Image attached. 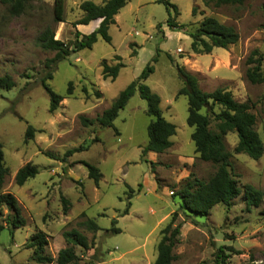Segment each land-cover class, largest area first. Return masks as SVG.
Returning a JSON list of instances; mask_svg holds the SVG:
<instances>
[{
  "label": "rangeland",
  "instance_id": "1",
  "mask_svg": "<svg viewBox=\"0 0 264 264\" xmlns=\"http://www.w3.org/2000/svg\"><path fill=\"white\" fill-rule=\"evenodd\" d=\"M79 1L63 0L61 21L53 20V0H31L17 15L5 13L0 2V74L8 73L14 81L10 88H0V149L8 169L2 189L15 196L24 217L21 226L10 231L4 225L0 230V264H44L30 258L31 250L24 246L29 234L36 229L43 231L46 249L54 256L66 245L62 230L71 227L89 241L87 248L73 246L81 264H151L159 228L172 210L177 212L174 221L179 223V240L173 247L177 257L170 264H212L218 245L227 254L219 264H264V217L260 212L264 193L258 205L245 207L241 191L243 183L264 187V56L263 80L253 83L244 76L248 53L256 48L264 54V0L218 6L205 5L202 0H170L178 8L175 20L181 23L180 28L166 25L167 11L161 2L126 0L108 25L110 40L97 36L89 48L77 49L69 43L74 29L87 33L99 21L73 25L81 14ZM205 15L233 26L237 40L225 47L213 46L206 53L191 52L185 31L193 29ZM45 26L71 48L48 64L46 59L54 50L36 43ZM156 53V60L151 61L153 69L143 82L158 94L161 114L174 124L175 131L164 151L141 155L149 116L137 90L110 126H99L96 121L83 123L79 116L93 118L108 106ZM167 53L195 74L201 89L223 86L235 99L246 100L263 144L257 158L231 153L228 168L240 192L228 203L216 202L204 214L179 208L178 196L173 193L188 173L206 179L215 164L199 158L193 149L192 127L185 121L186 97L176 92L181 82ZM118 59L123 64L116 76L103 78L101 61L112 64ZM47 71L50 76L45 82L59 94L65 92L68 80L73 81L72 92L52 111H48V94L40 82ZM26 124L34 131L24 140ZM235 139L234 131L224 135L227 149H232ZM72 147L77 149L62 158ZM78 159L98 167L101 176L96 184ZM26 161L35 164L37 172L16 184L13 173ZM60 195L68 199L65 210ZM84 217L94 220L98 228L92 231L78 224ZM112 218H116L117 232L107 230Z\"/></svg>",
  "mask_w": 264,
  "mask_h": 264
},
{
  "label": "trees",
  "instance_id": "2",
  "mask_svg": "<svg viewBox=\"0 0 264 264\" xmlns=\"http://www.w3.org/2000/svg\"><path fill=\"white\" fill-rule=\"evenodd\" d=\"M31 0H0L4 6L5 13L8 15H17L22 13L30 6ZM126 0H101L99 3L92 0H80L78 7L81 14L72 21V24H85L92 19H98L97 25L87 33H81L74 29V38L69 41L75 48H89L91 44L99 36L105 41L110 40L107 32L108 25L114 22V14L125 3ZM161 2L167 11L164 22L168 27L180 28L181 23L175 20L178 14V8L175 3L170 0H154ZM205 5L211 4L218 6L220 4H240L243 0H202ZM264 6V5H263ZM63 0H53L52 12L53 20H62ZM194 12V7L191 8ZM160 26V23H157ZM189 36L188 48L193 53L209 52L213 46L225 47L229 43H233L238 38L235 28L229 24L220 22L212 15L203 16L193 29L185 31ZM36 43L44 49L54 50L52 57L46 59L45 64L53 61L54 58H62L69 53L71 48L68 44L59 38L53 37V29L45 26L36 36ZM170 62L175 67V72L181 85L177 88V94H184L186 97V117L185 121L192 127L190 131V139L193 142V149L197 156L202 160H208L215 164V169L206 179H201L188 173L183 183L176 189L179 203L178 206L182 210L186 209L192 213H207L210 207L216 202L228 203L231 198L240 192V187L236 179L231 175L228 165V157L232 152H242L251 158L260 156L263 144L262 140L255 129V115L250 110V104L246 100L235 99L230 90L223 86H216L211 90H203L198 86L195 74L189 72L182 64L174 61L167 53ZM156 55L152 56L149 61L141 68L140 72L128 81L114 96L108 106L104 107L93 118H86L80 115L83 123H91L96 121L99 126L112 125V119L117 111L125 104L128 97L138 91L141 98L145 100V112L149 119L145 126L146 141L141 147V155L146 151L162 152L170 146L171 140L169 136L174 133V124L165 119L159 107V96L156 92L150 90L143 80L148 73L152 71L153 64L151 61L156 60ZM264 54L258 49H252L245 58L247 64L244 69V76L250 82H260L263 80V71L261 61ZM119 58V56H117ZM119 59L108 64L104 60L101 61L102 77L109 76L113 79L119 67L122 65ZM50 76L47 71L41 76L40 82L48 94V111H52L58 105L59 100L72 92L73 81L66 82L65 92L59 94L53 91L45 82V78ZM14 84L10 74H0V88L8 89ZM83 94L88 95L84 84L81 85ZM94 93L98 95L95 89ZM34 127L26 124L23 139L32 137ZM230 131H234L236 135L232 149L226 148L224 135ZM81 147V146H80ZM77 147H72L63 152V156L70 154ZM86 168L87 177L91 178L96 184L101 176L98 167L84 159H78ZM8 169L2 160V152L0 149V230L4 225L10 228L21 226L24 223V217L20 213V208L15 196L7 190L2 189L4 176ZM37 172L35 164L26 161L21 164L13 173V181L16 184H22L27 178L33 176ZM242 199L245 207L250 205H258L264 193L263 188H256L250 183L241 185ZM63 208L68 203V199L60 195ZM129 202H126L122 212L127 211ZM5 208V212L2 209ZM261 215L264 217V207L261 209ZM177 212L172 210L168 220L159 228V236L155 244L156 254L151 264H170L177 255L173 251V247L179 240V223L175 222ZM116 218L111 219V224L107 227L110 232L119 231V227L115 225ZM78 224L84 225L87 229L95 231L98 226L94 220L84 217L78 221ZM62 236L66 241V245L57 249L53 256L46 249L47 238L43 231L36 229L29 234L24 242L25 247L31 250L30 258L35 262L44 264H81V258L76 253L74 245L81 248L89 247V241L85 234L78 229L71 227L62 230ZM231 248L230 245H225ZM215 257L212 264H219L224 261L227 256L220 245L217 246Z\"/></svg>",
  "mask_w": 264,
  "mask_h": 264
}]
</instances>
